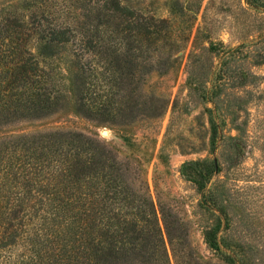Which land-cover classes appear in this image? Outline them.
Wrapping results in <instances>:
<instances>
[{"label":"trees","instance_id":"16d2710c","mask_svg":"<svg viewBox=\"0 0 264 264\" xmlns=\"http://www.w3.org/2000/svg\"><path fill=\"white\" fill-rule=\"evenodd\" d=\"M20 7L0 12V264H169L160 221L176 264H197L201 256L181 249L183 223L157 214L138 162L119 158L93 132L8 131L70 110L95 124L111 117L126 130L141 111L113 104L131 101L128 89L142 65L152 70L159 41L175 45L168 23L121 0ZM206 176L199 171L195 183L207 207ZM203 238L224 262L245 264L221 247L218 229Z\"/></svg>","mask_w":264,"mask_h":264},{"label":"rangeland","instance_id":"374dc122","mask_svg":"<svg viewBox=\"0 0 264 264\" xmlns=\"http://www.w3.org/2000/svg\"><path fill=\"white\" fill-rule=\"evenodd\" d=\"M23 1L0 0V12L22 10ZM121 3L164 19L175 43L169 49L159 41L152 70L142 65L128 89L131 101L114 102L138 108L134 121L122 130L111 117L95 124L70 110L8 131L95 133L119 158L140 164L157 214L164 210L183 223L181 249L201 256L197 264H229L208 250L206 228L218 229L221 247L245 264H264V0L257 8L246 0ZM201 170L207 172V207L195 183ZM160 226L169 264H176Z\"/></svg>","mask_w":264,"mask_h":264}]
</instances>
